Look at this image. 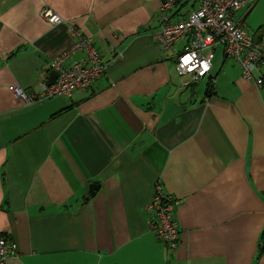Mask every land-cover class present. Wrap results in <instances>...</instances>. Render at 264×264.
<instances>
[{"label":"crops","instance_id":"1","mask_svg":"<svg viewBox=\"0 0 264 264\" xmlns=\"http://www.w3.org/2000/svg\"><path fill=\"white\" fill-rule=\"evenodd\" d=\"M162 1L0 0V237L18 248L6 264H264V85L220 47L183 89L185 43L162 52L154 38ZM235 18L264 49V0ZM75 32L106 74L26 106L10 87L40 92ZM158 184L176 202V250L151 226Z\"/></svg>","mask_w":264,"mask_h":264},{"label":"built area","instance_id":"2","mask_svg":"<svg viewBox=\"0 0 264 264\" xmlns=\"http://www.w3.org/2000/svg\"><path fill=\"white\" fill-rule=\"evenodd\" d=\"M251 0H163L160 11V29L154 38L162 52H167L177 43L184 42L183 51L176 60V71L188 77L183 89L200 84L211 75L216 49L222 48L228 59L235 60L242 69L243 78L264 85V49L236 21L237 12ZM186 5L190 10L179 9ZM196 6V8H195ZM44 18L52 25L63 23L62 18L51 9H45ZM78 41L71 49L56 57L52 69L59 73L53 86L42 84L40 92H27L19 86L10 87L11 92L26 106L43 103L56 97L71 99L76 91H88L101 79L108 65L103 61L92 41L75 32ZM85 51L87 59L76 61L71 66L68 60L77 52ZM208 53V54H206ZM216 80L212 81V88ZM151 226L157 239L167 249L176 250L180 245L179 223L176 218V202L157 185L152 203L148 207ZM10 258H18L17 244L0 237V264Z\"/></svg>","mask_w":264,"mask_h":264},{"label":"water","instance_id":"3","mask_svg":"<svg viewBox=\"0 0 264 264\" xmlns=\"http://www.w3.org/2000/svg\"><path fill=\"white\" fill-rule=\"evenodd\" d=\"M58 79H59V73L58 72H53L51 74V76H50V80L46 83V85L49 86V87L53 86V85L56 84ZM98 189H99V186L92 185L90 187V197H93ZM89 198L87 200H89Z\"/></svg>","mask_w":264,"mask_h":264},{"label":"rangeland","instance_id":"4","mask_svg":"<svg viewBox=\"0 0 264 264\" xmlns=\"http://www.w3.org/2000/svg\"><path fill=\"white\" fill-rule=\"evenodd\" d=\"M206 54H208V53H206ZM180 78H181L182 80H184V81H187V80H188V77H185V78L180 77ZM201 83H202V82H201ZM199 85H201V84H199ZM199 85H198V86H199ZM203 86L205 87V83L202 84V87H203Z\"/></svg>","mask_w":264,"mask_h":264}]
</instances>
